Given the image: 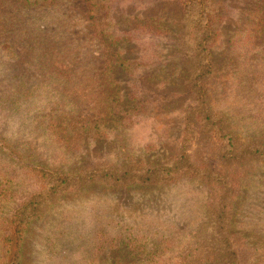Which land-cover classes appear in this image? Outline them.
Wrapping results in <instances>:
<instances>
[{"label": "rangeland", "instance_id": "rangeland-1", "mask_svg": "<svg viewBox=\"0 0 264 264\" xmlns=\"http://www.w3.org/2000/svg\"><path fill=\"white\" fill-rule=\"evenodd\" d=\"M214 8L196 98L197 78L179 68L187 18L178 0H0V230L25 201L38 203L18 264H141L157 253L183 264L184 250L210 236L215 176L233 183L224 226L241 264H264V0H215ZM93 13L129 39L120 47L137 63L130 73L107 72ZM174 71L181 74L159 78ZM125 93L139 96L125 104ZM123 106L132 109L122 125L104 120ZM55 109L58 127L47 132ZM80 118L98 120L96 136L62 141ZM181 145L195 168L135 183L141 176L133 168L157 172ZM97 164L122 181L89 183L86 170ZM30 165L84 169L72 189L43 181Z\"/></svg>", "mask_w": 264, "mask_h": 264}, {"label": "trees", "instance_id": "trees-1", "mask_svg": "<svg viewBox=\"0 0 264 264\" xmlns=\"http://www.w3.org/2000/svg\"><path fill=\"white\" fill-rule=\"evenodd\" d=\"M178 2L182 6L184 20L185 18H187L185 23V33L183 34L181 39L177 41L179 52L178 60L180 62L179 68L182 70L181 72H184L183 69L185 66H187L188 71L190 73V78L193 76L197 78L194 81L195 84H190V89H192V94L194 97L202 98L201 95H198V90L196 88L198 86L201 88L202 86V83L198 78L200 76L202 64L204 61L207 60V57H203L204 54L202 52L204 51L203 48L205 47L203 39L206 38V32L209 33L207 30V21H210L207 19L209 17H212V14L215 12L214 10H216L214 8L215 0H178ZM93 16L95 17L90 16L91 26L94 31V36L103 48L104 55H107V72L109 73V71L112 70H120V72L124 71V73L126 74L130 73L132 71V68L137 66V63L135 62L134 64V61H132L133 64L130 65L127 57L124 54V48L120 47L121 43H124L125 41L128 42L129 39L127 38V36L126 38L124 36H114L111 33V30L109 29V27L111 26V22L108 21L105 17L99 18L96 16L95 13H93ZM95 19L99 21H96ZM154 28H159V26H154ZM205 30L207 31L205 32ZM8 45L9 44H7V46ZM205 49L208 48L205 47ZM177 68L178 64L174 70H176ZM119 74L120 73L118 72L117 75ZM174 74L178 76L181 73L178 74L176 73V71H174V73H164L160 74L159 78L163 82H166L170 78H173ZM113 75L115 76V73ZM108 77L109 74L107 75V78ZM108 85L109 88L111 87L116 90L118 89V84L116 81L113 82L112 80H110L108 81ZM207 86L212 87L210 84H207ZM110 94L111 92L109 93V95ZM115 94L116 92H113L110 95V98H113V95ZM138 96L139 95H135L133 93H125L119 99V101L124 102L125 104L129 102L134 103L138 99ZM197 101H200V103L197 104L198 106L203 105L201 102L202 100L197 99ZM210 105L211 104H209V106L207 107V110H209L210 108L212 110V107ZM128 109H132V106H130L129 108L128 106H123L121 108V112L117 113H115L113 111V108H111L104 120L107 119V122L110 124L122 125L123 121H125L126 117L128 116L124 114H128L130 111ZM55 115L56 109L52 112L51 118L46 124L47 129H51L52 127H58V124L55 123L53 119V116ZM198 116L200 119L203 120V115L199 112ZM101 120L103 119H99V121ZM76 122H80L82 123V125L80 124V126H76L79 124L77 123L75 126L72 125L70 129L67 128L66 125L67 133L62 136V141H65L66 143L68 138H75V136L78 137V134H81L83 136H89L90 134L93 138L96 136V133L99 129L98 120H93V118H80ZM83 123L86 125L83 126ZM44 126L45 125L42 124V127ZM76 127H78V129ZM93 128L95 130H92ZM50 129L47 132H49ZM52 135L56 137L58 136V132L54 131ZM2 143V147L5 149V152H7L9 155L16 156L14 150L10 146L6 145L4 141ZM178 151L180 152H178L176 156L172 157V159H168V163L165 166H161L162 168L159 170L154 169L157 172H151V168H147L146 170L140 167L133 168V170L141 176L138 180H135V183H148L152 179V177H156V175L158 176L159 174L164 173L166 177L168 175H179L181 173H185V171H190L191 168L196 167L192 164V160H190L191 157L187 154L186 149L183 145L179 146ZM185 156H188L187 161L182 160V158ZM189 164H192V167H190ZM108 167L109 166H107L106 164H97L95 166H89V171L86 170L87 172L84 177L87 178L86 180L89 179V183H92L93 181H100L99 183H104L106 181L105 183L110 182V184L120 183L122 181L121 178L113 179L109 175H107V173H105ZM44 168L45 169L37 170L35 167H33V165H30L28 171L34 174H36V172L39 173L40 178L43 181H51L52 183L60 181L62 184L67 182L69 188L72 189L74 188L73 180H77V177L81 176V171L84 169L81 168L78 170L65 172L58 169H48L47 167ZM149 172H151L150 175H147V173ZM194 173L196 172L194 171ZM123 177L127 179L126 175H124ZM160 177L162 180L165 179V176ZM178 179L181 178L179 177ZM175 180L177 181V179ZM222 180L223 179H218V176H215L212 179L214 185L216 186L213 192L216 193L217 196L208 205V209L210 212L209 216L213 224L212 228L210 229V236H208L207 240L197 238L193 246L191 245L190 247L184 250V253L182 254V258L180 260L183 262V264H241L242 251L239 248L240 246L231 242L230 235L228 233V228L227 226H224L227 219L226 211L229 210V208L231 207V205H233L234 202L233 198L229 196V192L231 191L230 189L233 183L227 185L226 178H224L223 181ZM129 184H131V182H129ZM51 187H53V190H56V192H58L60 188L59 185L55 184ZM221 202V205L223 207L221 208V210H219L218 208ZM36 205H38V203L35 202V196H33L29 200L25 201V203L21 204L11 216L5 219V228H1L0 230V264L19 263V248L22 243L24 233L27 229V225L29 223L26 218L32 216V211H34ZM200 236L202 237V234H200ZM142 262L143 263L141 264H173L172 259H166V257L163 256L162 253L154 254L152 257H146V259H144Z\"/></svg>", "mask_w": 264, "mask_h": 264}]
</instances>
